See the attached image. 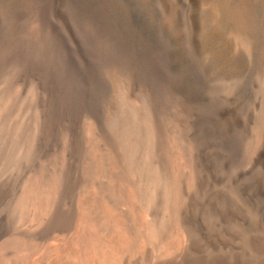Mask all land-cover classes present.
<instances>
[{"label": "rangeland", "instance_id": "1", "mask_svg": "<svg viewBox=\"0 0 264 264\" xmlns=\"http://www.w3.org/2000/svg\"><path fill=\"white\" fill-rule=\"evenodd\" d=\"M173 255L264 264V0H0V264Z\"/></svg>", "mask_w": 264, "mask_h": 264}, {"label": "bare ground", "instance_id": "2", "mask_svg": "<svg viewBox=\"0 0 264 264\" xmlns=\"http://www.w3.org/2000/svg\"><path fill=\"white\" fill-rule=\"evenodd\" d=\"M115 121V120H114ZM115 126V125H114ZM150 128V127H149ZM148 130V129H147ZM150 131H151V128H150ZM149 131V132H150ZM152 132V131H151ZM148 135V134H147ZM152 140V139H151ZM148 141H149V139H148ZM146 144V143H145ZM144 144V145H145ZM152 148V147H151ZM155 149V148H154ZM154 149H152V150H154ZM145 151V150H144ZM148 152V151H147ZM155 152V151H154ZM153 153V152H152ZM147 155H148V153H146ZM143 156V155H142ZM155 156V155H154ZM145 157V156H144ZM141 158H143V157H141ZM151 158V157H150ZM144 159H147V157L146 158H144ZM144 159H142V161L144 160ZM153 159V158H152ZM148 160V162H149V159H147ZM149 164V163H148ZM146 165V164H145ZM148 167V166H147ZM146 166H145V168H147ZM151 167H152V163H151ZM148 169V168H147ZM150 169V168H149ZM141 173V172H140ZM148 174H149V172H148ZM196 175V174H195ZM195 177V176H194ZM165 178V177H164ZM160 179V178H159ZM197 179V178H196ZM164 180H166V179H164ZM198 189V188H197ZM195 191V190H194ZM28 193V192H27ZM87 194V193H86ZM30 199V198H29ZM32 199V198H31ZM48 200V199H47ZM81 200V199H80ZM193 201V200H192ZM187 202V201H186ZM195 202V201H194ZM191 203V202H190ZM190 205V204H189ZM191 206V205H190ZM186 208V207H185ZM192 213V212H191ZM186 214V213H185ZM79 221V220H78ZM119 239V238H118ZM117 239V240H118ZM116 240V239H115ZM124 240V239H123ZM187 241V240H186ZM117 242V241H116ZM214 242V241H213ZM80 246V245H79ZM187 246H188V244H187ZM186 246V247H187ZM190 246V248L192 247V245H189ZM189 246L187 247V248H189ZM179 250V249H178ZM191 250V249H190ZM178 255V254H177ZM96 256V255H95ZM174 256L175 255H173L172 256V258H174ZM167 257V256H166ZM166 257H165V261H163V259H161L163 262H168L167 264H171V263H169L170 262V259H171V261H172V258H170L169 260L167 259L166 260ZM178 257V256H177ZM188 257V256H187ZM190 257V256H189ZM175 258H176V256H175ZM174 258V261L177 263V264H184L185 262H188V261H193V259L192 258H185L184 256H179L178 258H176L175 259ZM214 261V259L213 258H207L206 260H205V262H213ZM160 264H161V262H159ZM163 264V263H162ZM173 264H174V262H173Z\"/></svg>", "mask_w": 264, "mask_h": 264}]
</instances>
